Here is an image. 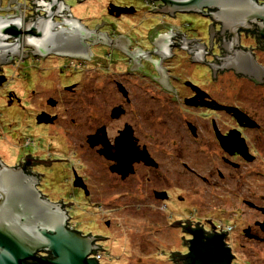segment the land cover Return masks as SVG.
I'll return each mask as SVG.
<instances>
[{"label":"flooded vegetation","instance_id":"obj_1","mask_svg":"<svg viewBox=\"0 0 264 264\" xmlns=\"http://www.w3.org/2000/svg\"><path fill=\"white\" fill-rule=\"evenodd\" d=\"M6 1L0 3V17H4L0 28L16 23L23 35L19 47L0 53V178L15 170L36 182L43 199L62 204L68 212L70 230L97 239L101 249L92 257L103 255V244L110 236L84 233L73 226L74 203L52 199L50 190L42 189L45 181L53 184L61 175L70 154L80 160L77 149L60 148L62 131L86 128L89 158L96 154L105 174L110 172L119 185L136 179L138 189L145 188L148 195L153 192L158 201L166 200L165 209L176 201L185 204L188 198L174 200L169 185L158 191L157 179L181 178L180 187L184 178L192 179L214 189L215 207L184 211L173 221L186 237L185 251L173 255L175 264H190L192 241L200 232L204 242L222 239L230 264H264V20H251L249 30L235 35L215 24L209 16L213 11L206 9L205 14L190 13L201 16V33L191 36L180 30L182 13L161 14L159 1L144 0L145 5L137 7L127 0H106L102 15L94 16L86 3L95 0H62V11L52 21L48 40L42 42L28 30L41 24L49 1ZM256 6L263 8L264 0H256ZM83 7H89L85 19L76 15ZM119 8L134 10L120 14ZM128 15L139 16L140 31L124 30ZM152 16L158 18L154 26ZM261 16L264 19V9ZM4 43L17 42L7 38ZM178 53L184 54L180 62H176ZM235 55L242 58L239 63L231 61ZM125 66L127 70L120 69ZM186 69L188 75L183 73ZM92 70L102 72V80L95 79L96 87L102 85L96 88L97 95L93 79L83 72ZM111 72L142 78L140 83L119 81L107 77ZM151 97L167 104L159 110L166 115L159 121L168 125L166 132H172L155 146L150 141L158 111L154 104L148 105ZM127 132L133 147L124 143L119 152L117 140ZM127 156L134 159L130 169L117 173ZM82 169H73L69 178L75 190L91 197ZM77 178L86 190L76 187ZM36 256L51 258L47 252Z\"/></svg>","mask_w":264,"mask_h":264},{"label":"rangeland","instance_id":"obj_2","mask_svg":"<svg viewBox=\"0 0 264 264\" xmlns=\"http://www.w3.org/2000/svg\"><path fill=\"white\" fill-rule=\"evenodd\" d=\"M127 1L137 7L145 5L144 0ZM86 4L92 10L88 13L94 16H101L106 0H95L89 3L87 2ZM89 7L80 8L77 10L76 15L78 17L87 16V8ZM138 17L139 16L130 15L125 17L124 30L140 31L139 27H137L140 23V21L137 20L139 19ZM85 18L86 17H84V19ZM200 18L201 16L196 14H182L179 18V22L183 25L180 30L184 33L191 34V36H198V33H201ZM110 19L111 18H109V20ZM157 22L158 18L155 16L150 18L152 26L156 25ZM197 31L199 32L197 33ZM134 35L138 38L141 37L137 32H135ZM178 59L179 60L176 62H180V59H184V54H179ZM126 68V66L120 67V69L123 70H127ZM83 72L86 75L89 74L93 79L95 88L92 90L93 94L97 95L98 92L96 88H100L102 85L96 87L95 79H101L100 75H102V72L97 70ZM183 73L188 75V69ZM112 74L111 72L109 74L110 76L107 77L111 79L116 78L119 81L131 80L136 82L138 80L137 83H140L139 80L142 78L140 76L139 79H137L128 74L123 76H114ZM183 77L188 78L186 76ZM192 79L197 81L195 77ZM100 84H103V81H100ZM142 86L144 87V85ZM143 89H145V87ZM146 98L141 99L143 103ZM153 104L158 111L157 129L156 133L154 132L155 134H151L153 139L150 143L155 146L156 143L159 144L163 141L161 139L165 138L167 133L171 134L172 132H166V127L168 125L160 123L159 121L160 116L166 117L165 114H161L159 111L160 109L165 110L164 108L167 106L165 101H155L152 99V101L148 103V105ZM74 105L81 106L82 104L74 102ZM141 108L145 109L146 105H142ZM31 117L32 115L29 113V121ZM16 118L21 120L19 114ZM84 120L85 119H83V121ZM85 122L86 121L82 122V124H85ZM69 130L71 131L70 133L62 131L61 134L65 138L60 141V148L68 151L77 149L79 151L78 158H80V160L74 158V154H70L67 164L68 168L63 166L60 170L62 171L61 175L54 178L53 184L45 181L42 189L50 190L52 199L67 198V202L72 201L74 203L73 210L70 212L73 226L81 229L84 233L103 232L107 236H110L109 241L103 244V250L105 251V253L101 255V262L103 264H175L174 260H172V253H182L185 251L186 237L178 227L172 226L174 224L173 221L176 222V219H179V214H182L184 211H187L188 214L194 208H199L203 211L204 208L208 210L211 206L215 207V197L213 196L214 189L207 188L198 180V182H195L192 179L189 180L184 178L183 187H180V185H182L181 181L183 180H179L181 178H171L169 182L167 178L162 179L161 182L157 179L158 185L155 189L158 191L166 189L167 185H169L172 189L171 192L174 200H176L178 196L188 198L185 204L176 201L165 209L163 201L166 200L158 201L153 197V192L149 193L148 191V195L144 192L145 188L138 189L136 187V179L129 182L130 185H119L120 183L117 178H110V172L105 174L103 167L98 163L97 157L95 156L96 154H91L89 158V150H87L88 145H85L86 128L83 131L78 130L75 132H72L73 128ZM144 142H147V135H144ZM91 151L94 153L93 150ZM82 166H85V169ZM73 169L80 171L82 169V172H86L85 176L89 181L87 182L85 178L84 181H86L85 183L91 191V197H86L84 193L75 190L73 187V183H71L72 178H69ZM121 197H123V199ZM71 206L72 205H69L68 207ZM199 213L198 211V214ZM171 215L174 216L173 220L170 219ZM108 221L111 223L109 228L106 226Z\"/></svg>","mask_w":264,"mask_h":264},{"label":"water","instance_id":"obj_3","mask_svg":"<svg viewBox=\"0 0 264 264\" xmlns=\"http://www.w3.org/2000/svg\"><path fill=\"white\" fill-rule=\"evenodd\" d=\"M48 1L46 16L41 18V24L38 26L35 23L28 30V33L32 32L39 36L42 42L48 40L52 21L55 16L59 17L58 15L62 11V0ZM150 1L162 2L163 7L159 12L164 15L205 14L206 9L212 10L213 13L209 16L214 20V23L220 24L223 31L229 30L235 35H238L239 30H249L248 23L251 20L253 22L264 20L261 16L264 7L258 8L256 0ZM2 2L3 0H0V3ZM119 9L121 10L120 14L134 10ZM5 19L7 22L8 18ZM22 35L21 25L5 23V27L0 28V53L7 54L15 47H19ZM7 38L16 39L17 43H4ZM241 59L239 55H235L231 61L239 63ZM128 135L131 139V134L127 132L123 140L121 138L117 140L119 152L124 143L131 144L133 147V144L126 139ZM94 139V137L90 139V143L93 145ZM125 159L124 168L122 170L116 168L119 174L130 169V165L134 162L131 156H127ZM19 173L15 170L7 171L0 178V264H100L97 259L92 257L101 249L96 244L97 239L90 236L84 237L82 234L70 230L68 228L69 215L63 209V205L52 204L43 199L36 189V182L33 184L28 177ZM76 187L86 190L79 178L76 179ZM200 233L202 234V232ZM201 234L196 233L192 241L191 254L188 256L191 259L189 263L230 264L229 251L224 249L222 239L214 238L204 242ZM39 252L50 253L51 258H39L36 256ZM174 253L178 254V252ZM172 260L174 259L172 258Z\"/></svg>","mask_w":264,"mask_h":264},{"label":"built area","instance_id":"obj_4","mask_svg":"<svg viewBox=\"0 0 264 264\" xmlns=\"http://www.w3.org/2000/svg\"><path fill=\"white\" fill-rule=\"evenodd\" d=\"M95 259H97L99 262L101 261V255L97 254L96 256H94Z\"/></svg>","mask_w":264,"mask_h":264}]
</instances>
